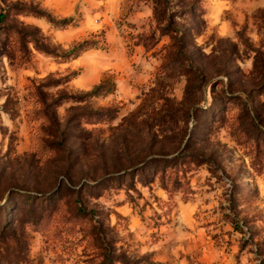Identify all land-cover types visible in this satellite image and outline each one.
<instances>
[{"label":"rangeland","instance_id":"rangeland-1","mask_svg":"<svg viewBox=\"0 0 264 264\" xmlns=\"http://www.w3.org/2000/svg\"><path fill=\"white\" fill-rule=\"evenodd\" d=\"M1 11L0 264H264V0Z\"/></svg>","mask_w":264,"mask_h":264},{"label":"trees","instance_id":"trees-1","mask_svg":"<svg viewBox=\"0 0 264 264\" xmlns=\"http://www.w3.org/2000/svg\"><path fill=\"white\" fill-rule=\"evenodd\" d=\"M35 14L45 15L48 18V20L53 21V19H51V17L48 14H46V13H44L42 11H35ZM5 17H6V13L1 11L0 12V26H1L2 22L4 21ZM71 20H72L71 17H67V18H63L62 20H60V22L68 23ZM80 48H82L81 44L80 45H75V46L71 47L70 49L66 50L63 53V55L66 56V57L70 56V55L76 53ZM41 49H44L47 52H51L50 50L45 49L44 47H41ZM100 92H101V84H98V85L93 86L90 90L84 92V95H86V96H94V95L99 94ZM108 261H109V257H108V255H106L105 259H104V263H107Z\"/></svg>","mask_w":264,"mask_h":264}]
</instances>
